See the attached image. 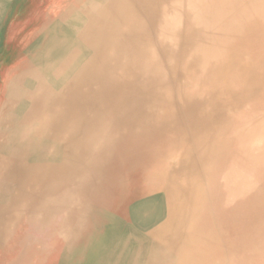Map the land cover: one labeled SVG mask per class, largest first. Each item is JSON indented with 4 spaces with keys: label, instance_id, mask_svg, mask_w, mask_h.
<instances>
[{
    "label": "bare ground",
    "instance_id": "obj_1",
    "mask_svg": "<svg viewBox=\"0 0 264 264\" xmlns=\"http://www.w3.org/2000/svg\"><path fill=\"white\" fill-rule=\"evenodd\" d=\"M82 5L0 112L3 231L66 208L65 264H264V0Z\"/></svg>",
    "mask_w": 264,
    "mask_h": 264
},
{
    "label": "rangeland",
    "instance_id": "obj_2",
    "mask_svg": "<svg viewBox=\"0 0 264 264\" xmlns=\"http://www.w3.org/2000/svg\"><path fill=\"white\" fill-rule=\"evenodd\" d=\"M82 1L0 0L1 113L5 112L7 107V95L12 82L22 79L27 69L43 64V61L48 57L50 48L60 36L58 30L63 31L67 40L71 38L72 31L70 32L69 27L64 25L63 17L68 18L66 24L71 22L73 25L78 18V13L85 10ZM81 13L83 16L84 11ZM57 31L58 36L56 35ZM3 130L7 131L4 127ZM13 194H17L16 191ZM35 211L36 214L33 216L26 213L21 214L18 218L15 224L16 229H13L10 247L7 244L0 245V264H10L9 252L17 255L20 264L66 263L68 253L65 246L67 241L62 234V225L69 215V210L57 208L54 215L52 214L49 218H44L37 209ZM74 230L79 231V228H74L72 232ZM30 246H36L37 251L27 248Z\"/></svg>",
    "mask_w": 264,
    "mask_h": 264
},
{
    "label": "crops",
    "instance_id": "obj_3",
    "mask_svg": "<svg viewBox=\"0 0 264 264\" xmlns=\"http://www.w3.org/2000/svg\"><path fill=\"white\" fill-rule=\"evenodd\" d=\"M2 170L0 169V189L2 187ZM2 202H1V196H0V245H3V244H7L8 247L10 242L12 241L13 239V232H4L3 231V224H1V222L3 221V216H2ZM8 219H6L7 221ZM6 233V234H5ZM4 235V236H3ZM9 262L10 264H20L18 258H17V255L13 252H9Z\"/></svg>",
    "mask_w": 264,
    "mask_h": 264
}]
</instances>
